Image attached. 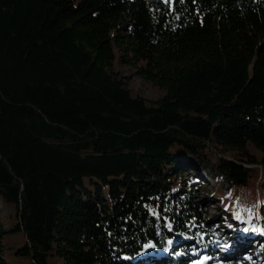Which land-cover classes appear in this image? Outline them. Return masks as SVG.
<instances>
[{"label":"trees","instance_id":"16d2710c","mask_svg":"<svg viewBox=\"0 0 264 264\" xmlns=\"http://www.w3.org/2000/svg\"><path fill=\"white\" fill-rule=\"evenodd\" d=\"M0 204V264H264V0H0Z\"/></svg>","mask_w":264,"mask_h":264},{"label":"rangeland","instance_id":"374dc122","mask_svg":"<svg viewBox=\"0 0 264 264\" xmlns=\"http://www.w3.org/2000/svg\"><path fill=\"white\" fill-rule=\"evenodd\" d=\"M118 70L124 74V75H130L128 79V87L134 92L137 93L147 99H155L156 97H159L164 93V90L157 89L150 85L147 82L142 81L136 74H134V68L129 67L125 64L118 63L117 64ZM225 156L230 155V151H225ZM249 166V165H246ZM259 166V170L261 169V166ZM201 174V177L203 180H205L203 187L207 190L212 191L211 195L209 196L207 208L208 212L211 218H221L222 212L224 211V215L226 216V208L227 206H231L234 203V198L231 195V186L230 182L224 180V179H217L215 178L212 173H214L213 170H204L199 172ZM220 188L219 190H216L215 188ZM256 188V187H255ZM257 189H255L256 191ZM216 196V197H215ZM0 209L2 214H6L10 211V208L8 206L0 204ZM236 216L238 215H244L246 216V225L250 228L257 227L256 219L260 220L262 219L261 213L259 211L258 203L256 202H250L248 204H245L244 206H238L236 208ZM224 215L222 217H224ZM255 219V221H254ZM224 226L225 223H222ZM244 234V233H242ZM241 235V234H240ZM229 237H236L235 239H238L237 235H232L231 231L228 232ZM20 238L17 237H11L9 238L8 242H13L14 244L16 241H19ZM236 241V240H235ZM240 242L236 244L235 252L232 250V245H225L222 248L215 249L212 251L210 258L208 255L199 254L196 258L189 260L187 264H211L210 260L211 257H218L222 258L221 264H248L249 259L247 257H236L237 255H242L243 251H251L253 250L251 246H247L246 241L239 240ZM239 253V254H238ZM217 258V259H218ZM19 264H27L26 262H20Z\"/></svg>","mask_w":264,"mask_h":264},{"label":"snow or ice","instance_id":"6c2138e0","mask_svg":"<svg viewBox=\"0 0 264 264\" xmlns=\"http://www.w3.org/2000/svg\"><path fill=\"white\" fill-rule=\"evenodd\" d=\"M166 2H169V3H171L172 2V0H166ZM150 246V244H146L145 245V247H149ZM143 250V249H142Z\"/></svg>","mask_w":264,"mask_h":264}]
</instances>
